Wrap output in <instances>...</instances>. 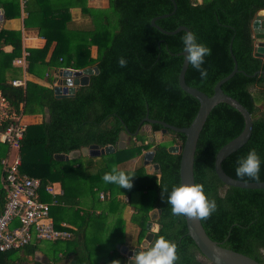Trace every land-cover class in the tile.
I'll list each match as a JSON object with an SVG mask.
<instances>
[{
    "label": "trees",
    "instance_id": "1",
    "mask_svg": "<svg viewBox=\"0 0 264 264\" xmlns=\"http://www.w3.org/2000/svg\"><path fill=\"white\" fill-rule=\"evenodd\" d=\"M23 1L24 28L35 31L43 41L41 46L26 48L27 74L44 79L47 71H39L38 66L72 70L96 67L98 72L89 76L88 85L60 99L54 97L51 76L46 77L49 86L27 81L25 88L14 87L11 81L17 75L5 73L11 61L20 56L21 32L0 29V96L6 102V113L41 116L39 123L25 128L18 152V173L40 181L38 192L43 202L51 200L44 188L58 185L63 194L55 198L50 216L56 228H61L57 217L74 228L68 240H32L17 249L0 252V264H43L34 260L37 251L47 258L46 264H126L117 246H139L152 210L159 212L152 221L158 228L148 247L162 236L176 245L175 264H211L187 235L184 216L173 215L166 202L168 192L179 186L180 161V154L170 153L168 148L182 147L184 135L166 130L162 140L156 142L153 134L162 129L160 125L144 122L139 128L146 113L149 119L184 128L198 109L197 101L180 89L177 80L183 60L178 53L183 51L181 37L185 32L164 35L150 25L151 19L173 11L171 1L107 0L106 8L91 7L87 0ZM173 1L175 12L155 25L164 31L184 26L211 49L202 65L207 69L206 77L201 78L188 63L184 75L188 86L208 97L213 94L214 85L233 69L231 42L239 72L221 89L249 112L252 128L248 141L225 158L221 168L233 179L263 182L264 78L254 74L263 70L264 56L256 55L251 24L264 10V0ZM0 4L4 21L20 16L17 1L0 0ZM73 8L79 9L80 18L90 25L76 24L70 13ZM91 47H96L95 57L90 55ZM119 57L126 60L124 67L118 65ZM10 122L9 117L0 119V132ZM144 125L150 127L152 137L141 133ZM243 127L240 113L226 104H218L210 111L197 141L193 178L194 184L203 185L206 196L216 202L215 212L200 219L207 236L223 248L264 264V189L226 186L214 172L217 151L239 135ZM123 132L128 134V141L123 149H117ZM90 145L112 146L115 151L68 161L54 158ZM249 149H255L261 159L259 178L255 180L235 174L238 160ZM6 151L0 150V158ZM143 151L154 152L151 164L158 170L152 174L143 166ZM114 165L118 171L133 176L131 188L120 189L103 181L104 173ZM80 193H85L86 200L80 199ZM100 193L103 200L99 199ZM6 195L7 190L0 184V214ZM127 209L131 214L126 220ZM110 214L114 217L107 225ZM17 227L16 220L9 225L10 229ZM90 231L92 239L88 238ZM42 242L49 243L50 248L43 250Z\"/></svg>",
    "mask_w": 264,
    "mask_h": 264
},
{
    "label": "water",
    "instance_id": "2",
    "mask_svg": "<svg viewBox=\"0 0 264 264\" xmlns=\"http://www.w3.org/2000/svg\"><path fill=\"white\" fill-rule=\"evenodd\" d=\"M173 5V11L170 14L161 15L151 19L150 25L156 28L164 35H174L178 32L189 31L184 26H179L173 31H164L158 26L155 25V22L159 19L166 18L169 15L173 14L176 9V5L173 0H170ZM260 11L254 17L251 29L253 32V38L256 43V55L260 57L264 56V13ZM2 10L0 9V22L3 20ZM229 53L233 61L232 71L224 78L219 80L213 87V94L208 97L203 92L188 86L184 81V75L188 67V63L185 61V52L184 49L182 52L178 53V56H182V64L178 74V85L182 91L186 94L193 97L198 103V109L191 123L184 128H178L171 125H168L165 122L159 120L149 119L147 113L145 117L141 120L140 126L145 122L147 124H157L162 127L160 131H156L153 136L156 142H160L163 138V135L166 133V130H171L176 133H181L184 135L183 146H170L168 152L170 153H179V185H192L194 184L193 178V161L194 154L196 150L197 141L199 134L202 130V127L208 117L210 111L218 104H226L233 109H235L243 118L244 127L242 131L235 138L223 145L216 153L214 157V172L217 178L221 183L226 186L241 188V189H264L263 182H244L240 180L233 179L229 177L223 169L221 168L222 161L227 158L232 153L240 149L249 139L251 135L252 120L249 112L235 99L227 96L221 89V85L233 77L234 74L239 72L237 70V64L234 56L231 53V42L229 44ZM98 70L96 67L87 68L84 70H70L64 69L58 72V81L57 84L53 87V94L56 99L63 97H71L75 90L78 87H83L88 85L89 76L93 73L97 74ZM256 74H262L264 78V68L262 71H257ZM47 112V110H45ZM48 120V117H46ZM139 128L135 131L136 134L139 131ZM128 134L123 132L120 134L119 142L117 149H123L126 145ZM115 149L112 146H105L99 148L97 145H90L86 148H81L80 150L71 151L69 154H56L54 158L59 161H68L76 160L79 157H98L100 155H105L113 153ZM154 152L147 151L143 155V166L147 173L152 174L154 171L158 170L157 165H152L151 161L153 158ZM159 214L158 211L153 210L150 214V220L145 228L147 230L146 235L139 244L138 247L129 249L127 246H117L119 252L124 255L127 259L126 264H133L130 259L132 256L136 255L139 251L147 248L150 242L152 241L153 235L157 232V225L152 221L157 218ZM184 221L186 225L187 235L193 241L195 246L198 248L201 255L209 261L211 264H260L255 260L251 259L248 256L237 253L227 248H223L215 241H212L206 234L203 226L201 225L200 219L197 218H188L184 216ZM34 260L41 262L43 264L47 263V258L42 256L41 252L37 251L34 255Z\"/></svg>",
    "mask_w": 264,
    "mask_h": 264
},
{
    "label": "built area",
    "instance_id": "3",
    "mask_svg": "<svg viewBox=\"0 0 264 264\" xmlns=\"http://www.w3.org/2000/svg\"><path fill=\"white\" fill-rule=\"evenodd\" d=\"M27 56L28 53L24 52L20 58L13 60L12 64L24 69ZM64 69L70 68L61 67L58 70ZM11 85L25 88L26 81L15 79L11 81ZM8 117L11 122L0 132V144L7 146L6 155L0 158L2 170L0 184L7 190L6 205L0 214V252L17 249L32 240L47 242L68 240L72 237L73 228L65 224L59 229L56 228L50 216V208L56 205L55 198L63 194L62 190L58 186L57 188L54 185L46 186L44 192L51 200L43 202L38 192L40 181L18 173L20 165L18 152L26 125L22 122L21 115L8 116L6 102L0 96V119ZM100 198L103 199L102 194ZM15 220L18 221L19 227L10 229V223Z\"/></svg>",
    "mask_w": 264,
    "mask_h": 264
},
{
    "label": "clouds",
    "instance_id": "4",
    "mask_svg": "<svg viewBox=\"0 0 264 264\" xmlns=\"http://www.w3.org/2000/svg\"><path fill=\"white\" fill-rule=\"evenodd\" d=\"M185 52V61L193 69L197 70L204 78L207 76V69L202 65L205 57L211 54V49L202 42L192 31H186L181 37ZM117 63L120 67L126 65V60L119 57ZM261 159L255 149H249L246 156L238 160L235 174L237 177H247L258 179L260 172ZM133 176L123 171H118L114 165L110 172L104 173L102 179L106 183L118 185L121 188L132 187ZM167 204L171 205L173 215L185 216L188 218L204 219L216 210V202L206 196L203 185L192 184L174 186L167 194ZM174 242L159 237L155 242L144 251H139L130 259L133 264H175L177 255ZM119 262V261H118Z\"/></svg>",
    "mask_w": 264,
    "mask_h": 264
},
{
    "label": "crops",
    "instance_id": "5",
    "mask_svg": "<svg viewBox=\"0 0 264 264\" xmlns=\"http://www.w3.org/2000/svg\"><path fill=\"white\" fill-rule=\"evenodd\" d=\"M15 1H17L18 4H19L20 16L18 18H14V19H10V20H5V21L2 20V22H0V29L14 30V31H20L21 32V42H22V46H21L20 56L14 58L13 60H15L17 58H20L24 52H27L26 51V48L27 47H38V46H41L42 45V42H43L42 41V38L38 37L35 31L28 30V29L26 30L24 28V25H23V19H24V16H25V14L23 12V3H24V1L23 0H15ZM89 1L93 2L94 0H89ZM197 1L198 2H201L202 0H197ZM88 3H89L88 5H90V2H88ZM0 9L3 12V9H2L1 4H0ZM71 12H72V10H71ZM2 16H3V13H2ZM52 47H53V45L51 46V48L49 50V53H48V55L46 57V60L49 58L50 52L52 50ZM13 60L11 61V68H10V70L9 71L7 70V72L5 74L8 75V76H10V77L12 75H14V74H15V76L17 75L16 78H14V80L15 79H25L26 82L27 81H32V82H35V83L40 84V85L49 86L48 82L46 81V79H47L46 77H50L51 76V79H54V81H52V83H51L50 86L51 87H54L57 84V81H58V72H59L58 69H55V68H47L45 66H38L37 68H38L39 71L40 70L41 71H44V72L47 71V74H45V78L44 79H39L38 77H35L33 75L27 74L26 73V70H25L26 66L23 69V68H20V67H17L15 65H13L12 64ZM2 62H3V57L0 56V66H1ZM26 64H27V60H26ZM48 73H49V76H48ZM19 115H21L22 122L23 121H25V122L27 121L26 124L24 123L26 126L29 125V124L39 123L41 121V116L40 115H35V114H33V115H23L22 113L19 114ZM86 157H89V156H86ZM57 186L58 185H56V184L54 185L55 188H57ZM62 192H63V190H62ZM100 194L103 195V193H100ZM100 194H99V199L100 200H103L104 199V196H103V199H101L100 198ZM59 196H61V195H59ZM79 196H80V199L82 201L83 200H86L85 193H80ZM127 212L128 213L130 212V214H131V210L130 209H128L127 211L125 210V213L124 214H126ZM51 218H52V220H54L53 217H51ZM57 219L59 220L58 222H59L60 225L65 224L67 226H71L68 223H66V221L61 220V217L60 218L57 217ZM42 256H44V255L42 254Z\"/></svg>",
    "mask_w": 264,
    "mask_h": 264
},
{
    "label": "rangeland",
    "instance_id": "6",
    "mask_svg": "<svg viewBox=\"0 0 264 264\" xmlns=\"http://www.w3.org/2000/svg\"><path fill=\"white\" fill-rule=\"evenodd\" d=\"M88 2H90V5L89 6H91V7H96V8H106L107 7V5H108V1L107 0H94L93 2H91V1H89V0H87V5L89 4ZM79 9H72V12L70 11V13H71V15H72V18L74 19V21H75V23L76 24H78V25H90L89 24V21H86L85 19L83 20L82 18H80V15H79V11H78ZM90 55H91V57H95L96 56V47H91L90 48ZM23 123H27V121L25 122V121H23ZM141 133L142 134H145V135H147L148 137H152V134H151V131H150V127L148 126V125H144L143 127H142V129H141ZM165 139V141H167V137H164ZM127 141L128 140H126V143H127ZM5 149H7V146L6 145H1L0 144V150L1 151H5ZM80 166H83L82 164L80 165ZM84 209H87V207L85 206V208ZM128 210V209H127ZM126 210V211H127ZM153 211V210H152ZM151 211V212H152ZM150 212V213H151ZM107 214V213H106ZM108 215V214H107ZM129 216H130V212L128 213H126V214H124V217L126 218V220L129 218ZM114 217V215H111L110 214V216H108V218H107V220L109 219V221H107V225H108V223H110L111 221H110V219H112ZM90 229V228H89ZM107 233V231L105 230L104 232H103V234H106ZM92 236H93V231H90V232H88V238H90V239H92ZM104 237H105V235H104ZM104 239V238H103ZM42 248H43V250H46V249H49L50 248V244L49 243H47V242H42ZM106 248L107 249H109V247L108 246H106ZM93 251H95V250H93ZM96 254V253H95Z\"/></svg>",
    "mask_w": 264,
    "mask_h": 264
},
{
    "label": "bare ground",
    "instance_id": "7",
    "mask_svg": "<svg viewBox=\"0 0 264 264\" xmlns=\"http://www.w3.org/2000/svg\"><path fill=\"white\" fill-rule=\"evenodd\" d=\"M262 13H264V11Z\"/></svg>",
    "mask_w": 264,
    "mask_h": 264
},
{
    "label": "flooded vegetation",
    "instance_id": "8",
    "mask_svg": "<svg viewBox=\"0 0 264 264\" xmlns=\"http://www.w3.org/2000/svg\"><path fill=\"white\" fill-rule=\"evenodd\" d=\"M151 131V130H150Z\"/></svg>",
    "mask_w": 264,
    "mask_h": 264
}]
</instances>
